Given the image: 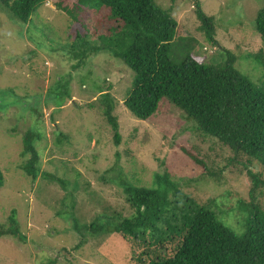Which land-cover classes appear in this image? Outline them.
I'll use <instances>...</instances> for the list:
<instances>
[{
  "label": "rangeland",
  "instance_id": "rangeland-1",
  "mask_svg": "<svg viewBox=\"0 0 264 264\" xmlns=\"http://www.w3.org/2000/svg\"><path fill=\"white\" fill-rule=\"evenodd\" d=\"M75 1L46 0L32 22L23 25L0 8V90L11 89L14 94L6 102L0 97V224L7 226L15 210L25 237L23 243L0 238V264H131L133 248L118 235L85 234L84 242L83 232L74 225L88 231L92 222L105 223L106 216L114 213L128 217L133 211L125 202L121 179L152 187L154 174L164 166L184 193L207 203L228 226L239 229L237 203L250 201L245 157L234 160L231 150L197 131L191 120L166 101L160 102L149 119H136L123 105L132 73L109 53L91 55L82 68L73 70L75 61L69 60L64 45L84 28L72 24L61 8L71 9ZM198 1L215 20L219 46L237 57L235 67L264 93V42L255 31L264 0ZM155 2L165 9L171 7L178 24L201 44L193 55L199 63L219 61L218 48L208 45L197 30L193 3ZM107 15L106 11L89 12L79 19L93 35L105 29H98L97 22L104 23ZM41 26L48 27L43 31L46 36L37 30ZM68 74L70 97L57 107L53 90L59 82L65 83ZM94 83L98 91H93ZM99 91L109 92L115 101L121 135L118 146L102 114L87 106L98 105ZM32 96L38 98H25ZM6 103L3 109L1 104ZM30 129H38L41 135L37 145L40 173L34 181L21 169L28 158L21 156L22 137ZM258 199L264 209V195Z\"/></svg>",
  "mask_w": 264,
  "mask_h": 264
},
{
  "label": "trees",
  "instance_id": "trees-1",
  "mask_svg": "<svg viewBox=\"0 0 264 264\" xmlns=\"http://www.w3.org/2000/svg\"><path fill=\"white\" fill-rule=\"evenodd\" d=\"M45 1L0 0V8L13 22L30 24ZM188 2L193 3L199 22L197 30L204 41L218 48L219 61L199 63L193 55L201 44L178 24L171 7L162 8L155 0H76L71 9L58 6L72 24L79 23L84 28L83 33L77 30L74 41L64 48L69 60L75 61L73 70L82 68L91 55L100 52L121 61L133 77L123 105L136 119H149L160 102L166 101L191 120L197 131L231 150L234 160L236 156L245 157L250 201L237 203L239 229L228 226L207 203L184 193L165 166L154 174L152 187H139L121 179L125 202L133 211L131 215L121 217L114 213L106 216L105 223L92 222L88 231L84 227L80 230L77 225L74 228L84 233H81L84 242L85 234L118 235L133 248L131 264H264V209L258 201L264 195V93L235 67L237 57L215 40L213 16L203 12L198 0ZM100 11L108 14L104 23L97 22L98 29H105L89 35L79 16ZM37 30L46 36L43 31L48 27ZM255 31L264 42V2L255 18ZM69 78L70 74L65 83L59 82L53 90L57 107L70 97ZM92 88L99 90L97 83ZM11 94L14 95L11 89L0 90L5 102ZM25 98L29 101L38 97ZM96 101L98 105L87 106L102 114L112 130L114 145H120L115 101L104 91H99ZM1 106L4 109L8 103ZM35 110L31 108L32 112ZM40 139L38 129H30L22 137L21 156L28 158L21 169L32 181L40 173L37 150ZM212 179L215 180V175ZM7 221V226L0 224V238L25 242L15 210H11Z\"/></svg>",
  "mask_w": 264,
  "mask_h": 264
}]
</instances>
